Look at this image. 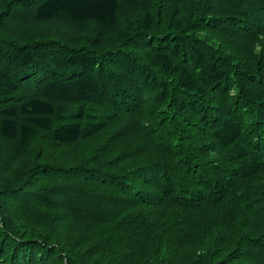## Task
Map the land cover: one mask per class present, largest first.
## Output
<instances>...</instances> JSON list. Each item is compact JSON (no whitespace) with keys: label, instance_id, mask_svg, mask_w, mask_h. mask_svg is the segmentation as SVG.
<instances>
[{"label":"trees","instance_id":"obj_1","mask_svg":"<svg viewBox=\"0 0 264 264\" xmlns=\"http://www.w3.org/2000/svg\"><path fill=\"white\" fill-rule=\"evenodd\" d=\"M0 264H264V0H0Z\"/></svg>","mask_w":264,"mask_h":264}]
</instances>
